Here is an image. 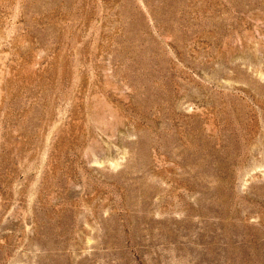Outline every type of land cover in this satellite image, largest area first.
<instances>
[{
    "label": "rangeland",
    "instance_id": "rangeland-1",
    "mask_svg": "<svg viewBox=\"0 0 264 264\" xmlns=\"http://www.w3.org/2000/svg\"><path fill=\"white\" fill-rule=\"evenodd\" d=\"M0 264H264V0H0Z\"/></svg>",
    "mask_w": 264,
    "mask_h": 264
}]
</instances>
